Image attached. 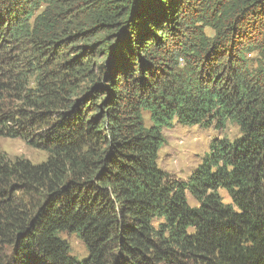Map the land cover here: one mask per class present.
I'll return each mask as SVG.
<instances>
[{
    "label": "trees",
    "instance_id": "trees-1",
    "mask_svg": "<svg viewBox=\"0 0 264 264\" xmlns=\"http://www.w3.org/2000/svg\"><path fill=\"white\" fill-rule=\"evenodd\" d=\"M0 136V264H264V0H0Z\"/></svg>",
    "mask_w": 264,
    "mask_h": 264
},
{
    "label": "rangeland",
    "instance_id": "rangeland-1",
    "mask_svg": "<svg viewBox=\"0 0 264 264\" xmlns=\"http://www.w3.org/2000/svg\"><path fill=\"white\" fill-rule=\"evenodd\" d=\"M167 144L159 153L158 164L170 177L186 181L200 158L207 152L209 142L214 137H226L233 140L239 136L238 129L228 123L223 130L215 128L203 129L198 126L180 127L174 126L165 132ZM0 152L7 154L10 160L17 158L26 159L32 164H39L46 160L45 152L39 151L27 145L21 139H10L0 136ZM223 197H226L222 193ZM191 206L195 203L187 195ZM72 256L81 260L85 255L83 244L75 237H66Z\"/></svg>",
    "mask_w": 264,
    "mask_h": 264
}]
</instances>
